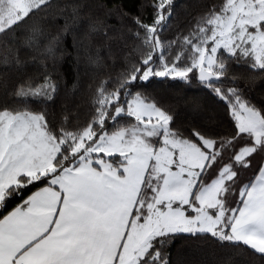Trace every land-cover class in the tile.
<instances>
[{
	"label": "snow or ice",
	"instance_id": "6c2138e0",
	"mask_svg": "<svg viewBox=\"0 0 264 264\" xmlns=\"http://www.w3.org/2000/svg\"><path fill=\"white\" fill-rule=\"evenodd\" d=\"M58 7L0 0V66L20 77L0 97V264H170L164 248L181 235L264 255V102L253 103L229 74L231 61L264 72V0L203 5L187 34L171 39L163 34L175 0H144L151 23L117 9L120 27L105 26L104 36L122 45L123 70L98 83L93 73L86 118L62 108L57 123L48 106L80 6L50 35L41 20ZM73 47L77 76L81 52L86 66H103L90 42L73 36ZM22 49L31 50L32 74ZM152 78H195L226 103L230 127L177 125L171 105L139 90Z\"/></svg>",
	"mask_w": 264,
	"mask_h": 264
},
{
	"label": "trees",
	"instance_id": "16d2710c",
	"mask_svg": "<svg viewBox=\"0 0 264 264\" xmlns=\"http://www.w3.org/2000/svg\"><path fill=\"white\" fill-rule=\"evenodd\" d=\"M143 2L144 0H54V3L59 7L52 9L49 16L41 20L46 32L50 35H55L63 27L65 17L71 23L72 6H80L77 9L78 23L71 29L61 45V50L66 49L62 61L58 64L63 81L55 103L48 106L50 114L55 115V122L58 123L62 118V108L68 109L70 115L79 114L81 120L85 119L89 109L88 85L94 83L93 73H95V83H98L105 77H115L117 73L123 70L125 65L122 58V45L118 41L107 40L104 36V29L105 26L120 27V21L116 15L117 9L131 15L140 14L142 19L151 23L152 9L142 8ZM211 2H219V0H175V15L170 20L171 28L164 32V37L171 39L179 30H184L187 34L189 22L204 10L203 5ZM59 8L64 9L63 14L53 19V13L58 12ZM109 12L112 14L109 15ZM126 23H130V21H126ZM90 25H95L97 31L90 32ZM108 35L112 36L115 33L110 30ZM73 36L78 42L83 41L84 44L90 42L93 53H95L96 48L100 49L102 67L86 66L85 57L81 52L79 58L80 72L77 76V49L73 47ZM23 38L24 32L18 30L15 44L22 43ZM132 43L133 41L129 38V46ZM9 46L15 47V45ZM109 47L115 54V59L109 57ZM123 51L127 50L123 49ZM3 54V49L0 48V58ZM57 55H60V50H58ZM20 57L28 61L27 74H32L34 65L31 62V50L22 49ZM229 74L240 77L238 85L253 103L264 102V72L253 71L243 62L231 61ZM19 78L17 73L0 66V97H3L5 91L12 92L17 86ZM73 85H76L75 89H73ZM228 86L227 81H225V87ZM136 90L133 89V91ZM139 90L163 104L171 105V111L176 114V123L179 126L186 127L192 123H197L215 128L223 133L231 125L226 103L212 96L195 78L190 84L171 79L152 78L149 82L144 83ZM33 107L35 108L36 105ZM75 122L73 119V123ZM258 161L259 157L253 162L254 168L245 174L246 178L254 171ZM27 194L25 193V195ZM18 202V200H12L8 204L7 210H10ZM164 251L169 256L170 264H264V255L257 254L246 247L237 248L229 245L222 247L211 240L203 238L197 240L184 235L178 236L167 244Z\"/></svg>",
	"mask_w": 264,
	"mask_h": 264
}]
</instances>
